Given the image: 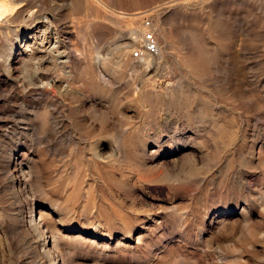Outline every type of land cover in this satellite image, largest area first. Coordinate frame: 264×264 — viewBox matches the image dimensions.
Here are the masks:
<instances>
[{"label":"rangeland","instance_id":"374dc122","mask_svg":"<svg viewBox=\"0 0 264 264\" xmlns=\"http://www.w3.org/2000/svg\"><path fill=\"white\" fill-rule=\"evenodd\" d=\"M20 1L51 15L70 49L98 52L112 83L98 92L89 68L72 77L51 66L50 78L71 90L25 95L6 81L20 33L0 18V264H51L19 226L22 204L26 217L38 202L47 210L42 195L54 196L67 225L96 231L67 235L65 264H264V0H188L167 10L168 0H88L81 29L68 14L73 0ZM142 13L157 18L163 50L149 81L120 43ZM186 48L201 52L202 70L188 66ZM36 68L28 64L27 75ZM139 82L155 83L152 98L132 99ZM125 126L136 131L122 137ZM17 156L31 175L22 192L6 167Z\"/></svg>","mask_w":264,"mask_h":264},{"label":"bare ground","instance_id":"6f19581e","mask_svg":"<svg viewBox=\"0 0 264 264\" xmlns=\"http://www.w3.org/2000/svg\"><path fill=\"white\" fill-rule=\"evenodd\" d=\"M93 1L94 3H100V5L108 6L101 0ZM185 1L188 0H168L164 5L167 10L172 5L179 4ZM20 2V0H0V18L11 19L12 22L17 24L15 30L17 31V33H20L19 44H17V48L15 51V59L13 58V62L15 65L14 73L13 75L6 77L7 83L14 88H16L17 86L22 87L23 91L26 93L25 95L34 97H43L45 93L49 92L47 91L48 88L54 86L59 88L60 92L66 93L67 91L71 90V84L69 83V81H63L60 83L56 78L51 79L47 72V69L52 66L54 67V69H60L61 71H63V73L69 74L70 76L74 77L75 74L77 76H81L84 71L83 69L89 68L90 72L88 73V82L92 86V89L98 92H102L104 90L106 91L105 87L112 82L103 71L102 56H100L99 53L96 52L93 56L86 58L83 52L78 47H75L74 50L70 49L67 45V42L63 38V30H60L57 21H55V19L51 15L37 12L35 11V9L30 10L26 7L22 8L24 5L23 3L18 5ZM72 2V7L68 10V14L72 15V21H75L78 29H81V27L85 26L86 23L79 15H81V11L88 4V0H73ZM160 7H162V5H160ZM135 13H132V19L138 16L137 13ZM153 22L156 26V32L160 31V25L157 18L154 19ZM133 27L132 29L136 31L140 27V25L137 27ZM161 36L163 38L164 46L167 45L168 47L169 44L172 45V36L169 33ZM200 53L201 52H198L196 55H194L192 50L188 48L185 49V61L187 62L189 67H198L202 70L204 64L202 65V55ZM155 58L157 59L155 60ZM152 59H154L155 62L158 63L163 60L162 45H160V53L157 56L145 59L143 62H138L139 66L137 67V70L139 72L137 73H140L142 77L147 81L152 79L154 75V72L151 71L149 67V63L154 61ZM28 64H33L35 67H37V72L34 78L29 77L26 73V66ZM92 66L95 67L96 70L93 69ZM169 84L171 83L169 82ZM155 86L156 85L154 82L148 84L139 82L134 84L132 87V99H142L144 101L149 100L155 93ZM166 91V94H171L174 92V89ZM66 107L68 106L66 105ZM140 107L142 108V106ZM135 131V128L131 126H125L123 129H121V132L119 134L123 137L129 132L132 133ZM163 137L164 139L156 140L155 147H153V149L150 151L152 158L158 157L161 153V150H163L166 145L170 144V135H164ZM113 147L114 151L117 154L121 155V142L118 139L114 142ZM170 153H175V151ZM92 156L94 158H97L98 160H103L105 158L98 150H93ZM10 162L11 164L9 166H6L7 171L11 172V181L17 182V184H19V189L17 192H22V190L25 189L28 185L31 176L30 172L28 171V169L24 170V163L19 160L18 156L14 157V159H11ZM53 197L42 195L41 199L45 198V206L47 210H42L40 202H38L31 208L27 217L23 213L24 206L22 204V207H20L21 213L19 226L26 229L25 237H27L28 240L31 241L32 244H34V246L38 247L34 249H41V254L45 260H47L51 264H56L57 262L59 264H65V261L61 257V253L64 246L63 241L65 240L67 235L73 233L74 231H79L85 234H96V231H89L84 227H79L78 229H76L67 225L64 218V216L66 215H64L63 213L61 214V212H59L55 207L51 205V202L55 200L53 199ZM65 208L67 210L66 213L73 214V212H75V207L72 205V203ZM33 211L37 212L38 214L37 221L33 218ZM124 228L127 232L130 231L128 226H123L122 229L124 230ZM52 258H55V263L51 260ZM56 258L58 259L56 260Z\"/></svg>","mask_w":264,"mask_h":264},{"label":"built area","instance_id":"2783aa9c","mask_svg":"<svg viewBox=\"0 0 264 264\" xmlns=\"http://www.w3.org/2000/svg\"><path fill=\"white\" fill-rule=\"evenodd\" d=\"M139 24L140 27L136 31L129 27L120 42L130 60L143 62L157 56L160 53V45L152 17L142 13Z\"/></svg>","mask_w":264,"mask_h":264}]
</instances>
